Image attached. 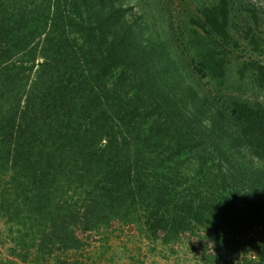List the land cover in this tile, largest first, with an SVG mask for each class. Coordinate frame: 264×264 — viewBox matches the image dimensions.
Segmentation results:
<instances>
[{
	"label": "trees",
	"instance_id": "obj_1",
	"mask_svg": "<svg viewBox=\"0 0 264 264\" xmlns=\"http://www.w3.org/2000/svg\"><path fill=\"white\" fill-rule=\"evenodd\" d=\"M120 1L0 0L5 261L86 264L81 236L116 224L163 242L200 229L217 259L238 236L264 264L245 239L264 225L258 20L245 16L249 57L229 80L230 0L188 4L144 37Z\"/></svg>",
	"mask_w": 264,
	"mask_h": 264
},
{
	"label": "rangeland",
	"instance_id": "obj_2",
	"mask_svg": "<svg viewBox=\"0 0 264 264\" xmlns=\"http://www.w3.org/2000/svg\"><path fill=\"white\" fill-rule=\"evenodd\" d=\"M204 1L210 3L217 0H121L120 5L131 16L138 34L144 37L145 35L152 36L155 32H160L162 28H167L169 17L189 12L188 4L203 5ZM230 2L237 11L231 21L230 30L241 47L236 58L233 59L235 63L232 62L228 70V78L233 80L237 76L238 63L249 57V50H246L248 41L244 36L247 30L244 22L245 16L253 22L251 25L253 28V18L258 20V35L264 41V0H230ZM144 29L147 31L144 32ZM260 44L259 40L258 45ZM261 46L264 50V43ZM262 57L264 58V55ZM203 83L206 84L205 81ZM246 93L253 95L251 91ZM244 150V147H235L234 152L239 161L249 167L253 159ZM108 233L107 238L95 233L81 236L87 241L85 259H83L86 264H211V261H216L215 264H250L257 259L258 254L252 249L249 251L243 243L244 240L237 236V240L242 245L238 255L227 253L217 259L216 253L213 252L200 229L192 233L188 232L179 240L171 242H163L161 237H143L135 227L122 228L116 224L111 226ZM219 236L226 240L231 238V235L226 233H221ZM245 239H250L253 246L264 245V225L254 227ZM1 240L2 238H0V264H7L5 261L8 255L7 247L1 244Z\"/></svg>",
	"mask_w": 264,
	"mask_h": 264
}]
</instances>
